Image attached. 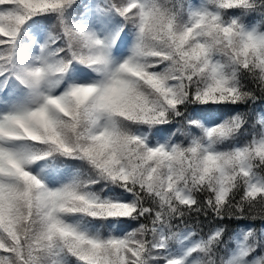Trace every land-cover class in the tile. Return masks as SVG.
Wrapping results in <instances>:
<instances>
[{
	"label": "snow or ice",
	"instance_id": "obj_1",
	"mask_svg": "<svg viewBox=\"0 0 264 264\" xmlns=\"http://www.w3.org/2000/svg\"><path fill=\"white\" fill-rule=\"evenodd\" d=\"M0 264H264V0H0Z\"/></svg>",
	"mask_w": 264,
	"mask_h": 264
}]
</instances>
